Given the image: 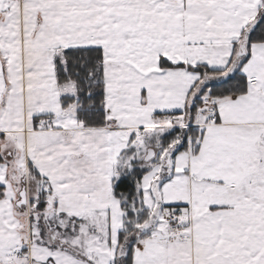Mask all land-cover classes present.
<instances>
[{
    "label": "snow or ice",
    "instance_id": "6c2138e0",
    "mask_svg": "<svg viewBox=\"0 0 264 264\" xmlns=\"http://www.w3.org/2000/svg\"><path fill=\"white\" fill-rule=\"evenodd\" d=\"M0 264H264V0H0Z\"/></svg>",
    "mask_w": 264,
    "mask_h": 264
}]
</instances>
